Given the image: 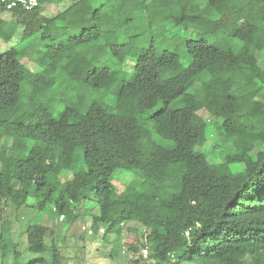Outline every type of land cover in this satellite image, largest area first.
<instances>
[{
  "label": "trees",
  "instance_id": "obj_1",
  "mask_svg": "<svg viewBox=\"0 0 264 264\" xmlns=\"http://www.w3.org/2000/svg\"><path fill=\"white\" fill-rule=\"evenodd\" d=\"M47 1L30 10L0 2V13L10 17L1 21L0 38L11 40L19 27L18 44H24L0 53V202L16 216L24 206L39 217L47 213L63 228L90 216L94 232L104 228L102 241L115 237L113 247L121 245L124 224L135 222L140 227L128 228L126 249L133 264H264V0L246 9L232 0H206L218 21L231 18L229 33L243 43L241 50L190 40L191 61L180 71L173 66L176 54L152 45L127 54L118 47L120 35L103 30L96 9L84 24V0L52 16L41 13ZM176 1L182 10L191 6V0ZM104 55L121 65L132 57L131 78L120 80L100 64ZM75 72L83 85L114 95L112 111L97 101L81 111L79 100L51 114L50 94ZM196 80L203 85L195 90ZM203 100L235 146L218 162L198 149L208 140V123L198 113ZM173 101L181 106L172 107ZM159 102L158 112L142 117ZM257 103L260 113L252 116ZM154 134L173 147L158 144ZM4 138L20 146L9 148ZM77 147L83 166L75 169ZM178 160L183 171L175 174L170 168ZM117 169L139 177L118 190ZM22 225L29 254L0 230V264H70L63 235L41 220Z\"/></svg>",
  "mask_w": 264,
  "mask_h": 264
},
{
  "label": "rangeland",
  "instance_id": "obj_2",
  "mask_svg": "<svg viewBox=\"0 0 264 264\" xmlns=\"http://www.w3.org/2000/svg\"><path fill=\"white\" fill-rule=\"evenodd\" d=\"M73 0H49L42 6L44 15L52 16L57 11H61L72 3ZM256 0H232L231 6L246 9V5ZM151 0H84L80 3V16L85 24L87 13L93 9L98 10V14L103 17V30L116 31L120 35L118 47L125 48L127 54L133 51L134 46L146 48L150 45L160 53L164 51L172 52L177 55V60L173 66L176 71L184 69L191 61L190 56L185 51L186 43L190 40L208 43L210 45L229 48L233 51H240L242 42L229 33L231 18L226 21H218L221 17L216 11H211L206 0H191V6L187 10H182L176 0H169L165 6L160 3H150ZM149 3V5H147ZM228 11V10H227ZM117 18V20H116ZM106 19V20H105ZM223 19V18H222ZM10 20L9 13H0L1 21ZM178 20V22H176ZM114 21L117 23L114 25ZM262 26V25H261ZM17 28L15 36L6 41L0 38V53L16 45L18 49L23 47V43L18 44ZM125 44H122V43ZM33 48L34 46L30 44ZM252 51V50H251ZM253 52V51H252ZM254 53V52H253ZM103 63L112 70L116 71L118 78L130 79L133 71L132 57H127L121 65L113 57L104 55ZM21 62L29 67L32 71L37 69L34 62L28 58H22ZM83 75L75 72L71 81L63 80L59 82L49 96L48 109L57 117L59 112L67 105H73L82 100L79 106L81 111H85L87 106L97 101L106 105L108 111H112V102L114 95L112 93L95 90L90 86L83 85ZM201 84L199 80L194 83V89H199ZM23 90H28L27 85H23ZM204 98V97H203ZM202 102V101H201ZM203 108L199 110L201 115L208 123V140L198 149L202 151L207 160L221 161L228 153L235 150L233 140H228L223 135L220 127V120L213 115L214 110L203 100ZM170 105L174 108L180 107L178 101H173ZM261 104L257 103L251 110V115L256 116L260 113ZM162 108L159 102L152 109L143 113L142 117L147 118L158 112ZM154 140L166 147H173V141L163 139L153 135ZM3 143L9 148H18L20 143H12L9 138H4ZM75 169L83 166V152L77 147L73 153ZM175 161L171 164V170L175 174L183 171L181 163ZM138 174L134 170L117 169L113 173V183L118 190L129 181L138 179ZM51 178V175L48 176ZM32 199L28 198L27 203ZM23 216H16L15 211L7 201L0 202V230H2L8 241L12 240L17 243V250L23 254H29L25 251V234L22 233V221L25 223H34L41 220L42 224L54 231L57 236H64L65 247L63 253L69 259L70 264L82 263L87 264H133L129 261V255L126 249L130 242L128 228H139L140 225L125 223L122 231V241L119 247H113L115 237L107 236V242L102 241L103 227L94 232L91 225L90 216L71 222L66 228L62 226L58 218H54L47 213L40 216L31 213L30 209L25 206ZM96 212V208L93 210ZM17 217V218H15ZM135 233H131V237ZM79 259V260H78Z\"/></svg>",
  "mask_w": 264,
  "mask_h": 264
},
{
  "label": "built area",
  "instance_id": "obj_3",
  "mask_svg": "<svg viewBox=\"0 0 264 264\" xmlns=\"http://www.w3.org/2000/svg\"><path fill=\"white\" fill-rule=\"evenodd\" d=\"M44 0H0L6 9H12L14 7H21L25 10H30L37 6Z\"/></svg>",
  "mask_w": 264,
  "mask_h": 264
},
{
  "label": "crops",
  "instance_id": "obj_4",
  "mask_svg": "<svg viewBox=\"0 0 264 264\" xmlns=\"http://www.w3.org/2000/svg\"><path fill=\"white\" fill-rule=\"evenodd\" d=\"M44 4H45V3H43L42 6H43ZM42 12H43V10L41 9V13H42ZM42 14H44V13H42Z\"/></svg>",
  "mask_w": 264,
  "mask_h": 264
}]
</instances>
